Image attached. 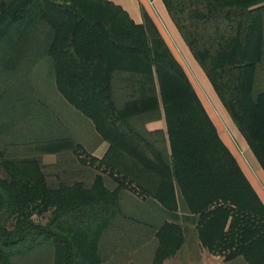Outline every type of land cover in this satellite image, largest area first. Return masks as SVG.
I'll return each mask as SVG.
<instances>
[{
  "label": "trees",
  "instance_id": "16d2710c",
  "mask_svg": "<svg viewBox=\"0 0 264 264\" xmlns=\"http://www.w3.org/2000/svg\"><path fill=\"white\" fill-rule=\"evenodd\" d=\"M161 1L264 171V0ZM141 11L136 23L111 0H0V264L34 255L46 259L33 264H105L102 241L119 217L154 228L152 264L181 249L188 223L224 261L264 264V203ZM45 62L58 93L109 147L97 159L62 136L41 138L40 150L72 153L93 169L90 182L74 179L71 165L52 179L41 155L6 154L24 143L17 133L44 134L25 124L18 99ZM30 111L42 115L38 104ZM160 119L164 129L146 127ZM139 206L158 223L140 218Z\"/></svg>",
  "mask_w": 264,
  "mask_h": 264
},
{
  "label": "rangeland",
  "instance_id": "374dc122",
  "mask_svg": "<svg viewBox=\"0 0 264 264\" xmlns=\"http://www.w3.org/2000/svg\"><path fill=\"white\" fill-rule=\"evenodd\" d=\"M160 23L164 30L167 32L166 35V43L172 50L176 59L181 63L185 72L187 73L193 87L195 88L198 96L200 97L205 109L207 110L209 116L213 120L217 131L222 139H228L227 141L230 142L231 148L234 149V152L237 154L242 164L248 168V170L252 173H256L257 171L253 168L252 164L254 165L253 161L252 164L250 163V150L248 148H244L242 146V136L239 132L235 131V126L233 125L229 115L227 114L226 110L224 109L223 105L219 101L218 97L216 96L215 92L213 91L210 83L208 82L206 76L204 75L202 69L199 67L197 62L194 60L193 56L191 55L190 51L188 50L187 46L184 44L182 38L180 37L179 33L174 36L167 28V23L162 20V18L158 17ZM164 22V23H163ZM163 30V31H164ZM25 65L21 64L18 66L17 69L22 71ZM29 76H27V80L23 81L25 84V92L20 95L21 98L18 100L23 101V117L24 122L29 126L34 128H39L41 126L42 131L44 134L42 135H34L33 137L30 134L27 136L24 131L17 133L18 138L24 141L23 144L19 142L14 143V145H10L6 149V154L9 157L15 158H23V157H30L34 155H41L42 161L44 163V170L49 178H54V176L61 175L64 170L67 168H63L65 166H70L71 162L73 161L72 153H59V154H47L42 153L40 150V140L42 139H50L53 137H71L73 142L82 143L84 139H88L89 142L93 140L98 135L96 134L92 123L89 119L84 117L79 111H77L74 107L68 104L64 98L58 93L55 88L54 80L52 77V73L48 65L42 63L36 69H30ZM14 98L17 99L16 96ZM38 99V103L36 102ZM33 104H38V107L41 108V117L34 118L35 113L32 115L30 109ZM17 107H20L19 103L17 102ZM27 110H29L27 113ZM20 111H16L15 114L12 116L19 119ZM13 114V113H12ZM90 132L92 136H90ZM237 132V133H236ZM90 137V138H89ZM35 141H34V140ZM38 139V140H36ZM91 139V140H90ZM28 140V142L26 141ZM68 140V139H67ZM21 141V140H20ZM68 142V141H66ZM83 144V143H82ZM43 145V144H42ZM86 148V146H84ZM74 157V156H73ZM72 166V165H71ZM71 168V167H70ZM68 170V169H67ZM90 182V181H87ZM147 212H151V210L147 207H144ZM138 216L142 215V212L136 213ZM149 215V213H144ZM152 216H155L154 212H151ZM151 217V216H150ZM39 219V218H37ZM153 257V254L151 258ZM46 257L43 256H32L29 261L23 262L24 264H33L36 261L45 260ZM122 259V261H121ZM128 258L119 257V259H114V261H108L105 264H124ZM244 264L242 258H240ZM125 261V262H124ZM236 262V261H235ZM237 263V262H236ZM140 264H148L147 261L142 260ZM149 264H151V260L149 259Z\"/></svg>",
  "mask_w": 264,
  "mask_h": 264
},
{
  "label": "crops",
  "instance_id": "0c3cea01",
  "mask_svg": "<svg viewBox=\"0 0 264 264\" xmlns=\"http://www.w3.org/2000/svg\"><path fill=\"white\" fill-rule=\"evenodd\" d=\"M114 3L122 6L130 15L136 23L142 22V11L144 9L146 13L150 16L153 20L155 25L157 26L158 30L160 31L161 35L166 41V34L167 33L164 28L162 27L159 16L167 23V28L174 35L173 32L178 34L176 27L174 26L173 22L171 21L165 6L161 0H111ZM164 23V22H163ZM164 30V31H163ZM176 36V35H174ZM172 51V50H171ZM234 125V124H233ZM146 127L149 130L158 129V128H165L163 119L151 121L146 124ZM235 131L239 132L235 127ZM236 132V133H237ZM241 135V134H240ZM90 136L92 133L90 132ZM90 138V137H89ZM222 139V138H221ZM242 146L244 148L248 147L245 139L242 137ZM91 140V139H90ZM223 142L227 145L233 155L236 157L240 167L242 168L243 172L245 173L246 177L248 178L249 182L259 195L260 199L264 203V171L262 170L261 166L257 162L255 156L253 155L252 151L250 150V163L252 161L253 168L257 171L256 173H252L242 164V161L238 158L237 154L234 152V149L231 148L230 142L226 139H222ZM84 149L93 157L99 159L101 158L106 150L109 147L107 141L100 139L98 136L95 137L91 142L88 139H84L81 141ZM64 148L70 147L67 145L62 146ZM65 149V151H67ZM47 154L51 155L54 153L48 152ZM89 160V159H88ZM81 162L75 158L71 162L72 170H69V174L74 177V179L91 181L92 179V172L93 169L91 167L85 166L80 164ZM89 163V162H88ZM145 206H139L136 208V213L142 212L143 214L139 217L145 220H152L153 222L159 221V218L150 215L151 212H147L144 208ZM149 213V215L144 214ZM151 216V217H150ZM188 237L186 243L181 247V249L172 255L164 259L162 264H244L240 258H236L232 261H224L222 255H216L210 253L206 248L199 245L196 239V235L193 230V224L188 223ZM154 228L152 226L146 225L141 222H137L134 220L126 219L123 217H119L115 220L112 226L108 229L104 240L102 241V249L105 253L107 262L114 261V259H119V257L128 258L127 261L124 263L132 262L133 264H140L142 260L147 261L149 264V259L151 260L152 264V254L154 253L155 249V241H154ZM122 261V259H121ZM237 263H236V262Z\"/></svg>",
  "mask_w": 264,
  "mask_h": 264
}]
</instances>
